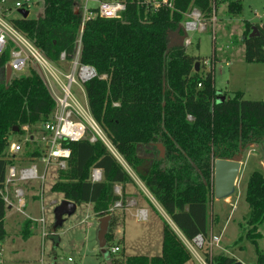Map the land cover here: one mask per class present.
I'll list each match as a JSON object with an SVG mask.
<instances>
[{
    "label": "trees",
    "instance_id": "trees-1",
    "mask_svg": "<svg viewBox=\"0 0 264 264\" xmlns=\"http://www.w3.org/2000/svg\"><path fill=\"white\" fill-rule=\"evenodd\" d=\"M79 1L42 0L39 18L18 15L8 20L53 63L63 51L70 59L80 38L78 61L95 70L94 77L84 83L91 116L183 238L207 237L213 162L241 161L250 145L264 147V99L247 100L240 91L232 98L217 99L211 71L202 72L201 66L194 71V64L202 58L187 54L183 45L169 46L168 35L184 34L181 23L192 7L208 16L220 2L227 1V12L237 14L240 0H173L172 9L156 11L135 0H122L124 9L116 17L95 15L85 20L82 28L81 15L73 12ZM241 43L245 62L264 63V23L245 21ZM9 48L0 56V188L12 160L8 154L11 136L23 133L24 125L32 127L47 120L54 107L35 71L6 79ZM15 126L18 131L12 132ZM156 144L163 146V157H159ZM66 145L70 156L66 168L56 171L51 190L76 206L91 203L97 217L111 215L108 247L117 219L114 204L119 201L123 207L125 200L124 193L116 195L113 186L134 181L100 140L90 143L83 139ZM20 154L35 157L39 149L27 142ZM92 167L102 169L101 181L90 180ZM244 199L248 215L238 241L253 244L257 263L264 264V254L257 246L261 237L258 226L264 223V171L250 173ZM6 212L0 196V241L6 235ZM30 222L25 218L24 223ZM53 245H57L55 238ZM111 254L109 264H186L190 260L184 242L166 222L159 255L121 253L122 258H116ZM205 258L209 264L236 261L223 254H205Z\"/></svg>",
    "mask_w": 264,
    "mask_h": 264
},
{
    "label": "rangeland",
    "instance_id": "rangeland-1",
    "mask_svg": "<svg viewBox=\"0 0 264 264\" xmlns=\"http://www.w3.org/2000/svg\"><path fill=\"white\" fill-rule=\"evenodd\" d=\"M15 1L20 0H0V11L6 18L18 16ZM30 3L27 17L39 18L43 10L42 0H30ZM84 3L88 9L95 8L98 1L80 0L75 6H82ZM240 4V12L230 14L227 12V1L220 2L210 15L204 17L206 30L184 32L183 35L170 32L169 46H182L185 37L191 38L192 43L182 47L187 54L202 58L198 63L202 72L211 71L217 99L232 98L240 91L244 99L262 100L264 99V63H247L243 60L241 39L245 21L251 24L264 23V0H240ZM213 15L216 17L214 26L210 22ZM61 67L65 69L66 65ZM28 73L27 69H23L13 72L12 76ZM72 89L84 102V95L78 86L73 85ZM38 127L39 124L29 127L28 132L35 133ZM17 138L20 139L18 134L11 136V139ZM240 162L241 167L232 195L226 199H214L212 196L207 202V234L210 236L211 233L219 237V242L212 248L207 245V250L211 257L223 254L235 258L242 264H258L255 246L244 239L238 241V238L242 233L241 225L248 215V205L244 199L247 179L255 169L264 171V147L250 145ZM36 164L41 173L42 164L39 161ZM122 164L126 170H130L123 162ZM55 180L56 168L50 165L42 185L37 188L34 185L25 196V213L33 218L43 216L48 236L42 237L41 223L32 221L26 224L25 217L21 213L7 209L4 218L6 235L0 241V264H109L110 249L112 246H119V242L123 245L124 256L159 255L165 222L179 234L168 215L157 207L153 208L148 203L150 205L148 220L141 221L135 216L136 208L125 207L124 202L123 207H113L117 219L112 225V239L108 247L101 249L96 239L99 217L92 211L91 203L77 205L72 214L63 216L59 227H54V211L62 200L60 193L51 190ZM140 182L138 181L139 184ZM145 192L149 194L148 190ZM32 194L33 197L30 196ZM149 198L152 200L153 196L149 194ZM152 201L154 202V199ZM211 215L214 219L210 228ZM258 230L261 232V237L257 241V246L264 254V223L258 226ZM54 238L57 239L55 247ZM204 248L205 246L201 251ZM111 255L122 258L121 250ZM69 257L71 261H68ZM205 263L207 264L206 261ZM186 264H198V262L190 253V260Z\"/></svg>",
    "mask_w": 264,
    "mask_h": 264
},
{
    "label": "built area",
    "instance_id": "built-area-1",
    "mask_svg": "<svg viewBox=\"0 0 264 264\" xmlns=\"http://www.w3.org/2000/svg\"><path fill=\"white\" fill-rule=\"evenodd\" d=\"M97 1V6H95L96 11H90V8L87 9L85 3L82 6H74L73 12L81 15V28L84 21L89 17H94L95 15L107 18L116 17L124 9L122 0ZM135 2L146 9L156 11L161 8L172 9L173 0H135ZM14 5L18 9H28L31 3L30 0H20L15 1ZM204 17L199 9L195 7L188 9L184 13V19L181 23L183 31L201 32L206 30L207 25ZM215 21L216 17L213 15L210 20L213 26ZM191 43V38L185 37L183 39L185 47ZM8 46L10 47L9 60L5 67L8 66L10 68L11 76L13 72L23 69L35 71L52 98L54 107L48 119L39 124L35 133H29V127L24 125L21 127L23 133L19 134L20 139L9 140L8 154L12 156V160L6 167L4 181L0 188V196L7 209L21 213L31 222L41 223L42 237H44L48 236V232L44 227V218L43 216L33 218L25 213V196L27 191L32 189L34 185L36 188L42 185L50 165H54L56 171L66 168L67 160L70 156V148L66 143L83 139L88 140L90 143L100 140L122 166L123 162L130 169L126 170L123 166L128 173H131V168L117 154L100 125L90 114L84 91V83L94 77L95 70L93 67L81 64L78 61L80 38L76 41V49L70 59H68L67 54L63 51L60 53L57 63H53L37 50L22 32L15 29L8 18L0 11V56ZM62 65H66V68L63 69ZM73 85H77L83 93L84 102L74 93L72 89ZM188 118L191 119L190 116ZM27 142L36 144L39 149V155L29 157L20 154L24 144ZM38 161L42 164L41 173H39L37 168L36 163ZM102 177L103 171L101 168H91L90 180L92 182H99L102 180ZM113 191L119 196L122 193L120 186L117 184L113 186ZM30 196L32 197L34 194ZM120 206L121 203L119 201L114 204V207ZM145 216L144 210H138L137 217L139 220L144 221ZM218 242L219 237L210 233V236L207 235V237L197 235L192 241L185 239L184 244L198 264H206L205 254L209 255L207 245L212 248ZM204 246L205 248L201 251ZM119 250V246L115 245L111 247L110 252L115 253ZM68 261H71L70 257ZM207 264L209 263L207 262Z\"/></svg>",
    "mask_w": 264,
    "mask_h": 264
},
{
    "label": "water",
    "instance_id": "water-1",
    "mask_svg": "<svg viewBox=\"0 0 264 264\" xmlns=\"http://www.w3.org/2000/svg\"><path fill=\"white\" fill-rule=\"evenodd\" d=\"M29 11L27 9H18V15L22 18H27ZM255 31V28H253ZM253 31L249 36L253 35ZM198 63L194 64V71H198ZM6 79L11 77V70L8 66L5 67ZM223 98H221L222 100ZM18 127L15 126L12 132H17ZM156 148L159 153V157L164 156V148L161 144H156ZM241 162L239 160L230 159H215L213 162V188L212 196L214 199H226L234 192L236 181L238 178ZM76 208V204L66 199H62L61 202L56 206L54 211L55 224L54 227L60 226L64 215L72 214ZM99 227L96 234V239L99 248L103 249L106 247V234L108 233L111 221V215H104L99 217ZM233 264H242L241 262L235 261Z\"/></svg>",
    "mask_w": 264,
    "mask_h": 264
},
{
    "label": "crops",
    "instance_id": "crops-1",
    "mask_svg": "<svg viewBox=\"0 0 264 264\" xmlns=\"http://www.w3.org/2000/svg\"><path fill=\"white\" fill-rule=\"evenodd\" d=\"M243 56V55H242ZM132 173H129V175L131 176V178L133 179L134 183H127L125 185H121L122 188V192L125 195V207L129 206V207H135V216L137 217V212L138 210H144L145 211V220H148V215H149V211H148V206L152 205V207H157L161 212H164V210L161 208V206L157 203V201L154 199V202L152 200H150L151 198H149V194H145L147 191L146 187L140 182V179L138 177V174L131 169ZM138 181L140 182V184L138 183ZM139 193V194H138ZM152 196V195H151ZM214 200V199H213ZM150 205H149V204ZM124 209V208H123ZM165 213V212H164ZM213 216L211 215L209 218L210 221V228L213 224ZM171 222V221H170ZM172 224V223H171ZM173 225V224H172ZM211 232V230L209 231ZM178 234V233H177ZM179 237L182 239L183 242H185V239L183 238V236L181 235V233L179 232ZM121 241V239L119 240ZM119 248L121 250V253L123 254V245L121 242H119Z\"/></svg>",
    "mask_w": 264,
    "mask_h": 264
}]
</instances>
